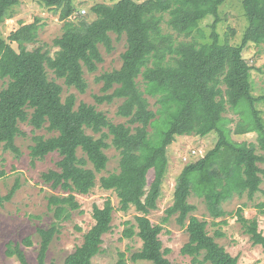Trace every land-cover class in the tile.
Wrapping results in <instances>:
<instances>
[{
    "label": "trees",
    "instance_id": "1",
    "mask_svg": "<svg viewBox=\"0 0 264 264\" xmlns=\"http://www.w3.org/2000/svg\"><path fill=\"white\" fill-rule=\"evenodd\" d=\"M20 1L0 0V25L13 17ZM37 2L64 22L62 36L54 41L58 48L54 56L41 48L27 47L38 38L39 20L22 25L9 36L17 49L0 34V80L6 82L0 92V146L18 156L20 123H27L34 131L45 128L56 133L48 138L34 136L31 158L43 160L52 153L60 156L58 170L42 174L43 183L54 192L47 201L55 221L49 228H37L41 238L37 264H58L47 263L49 247L60 233L62 222L81 209L76 195L90 194L97 185V176L106 171L109 158L105 151L111 147L120 152L119 170L102 176L99 182L104 190L116 194L119 207L115 208L111 199L101 207H93L94 226L63 264H92L93 257L101 252L104 235L112 229L113 213L128 212L131 207L140 215L135 217L136 225L125 222L123 237H137L142 242L131 260L171 264L160 238L164 227L148 217L158 207L168 174V148L178 137L204 138L212 132L219 136L218 143L206 156L184 167L177 178L174 203L166 210L162 223L176 216L189 234L181 253L194 261L202 256V263L240 264L216 241L222 232L210 236L208 223L192 214L196 206L189 198L195 194L206 202L216 226V220L227 215L223 204L234 195H247L252 200L260 192L264 119L256 103L264 97L253 95L252 67L243 52L250 43L260 45L264 41V0H242L249 25L240 46L221 42L216 32L220 8L227 0H118L114 5L92 6L96 16L92 22L82 17L72 19L77 12L73 0ZM207 16L214 19L209 42H176L173 35L164 33L163 24L179 35L191 37L196 31L201 34L200 22ZM112 34L117 40L126 37L127 49L120 69L97 77L102 94L94 99L100 105L121 101L116 114L127 122L119 124L95 105L81 102L77 106L74 94L63 99V87L50 80L47 73L49 68L66 86L86 93L85 72L95 73L104 62L101 47L107 53L113 52ZM200 39H205L203 33ZM149 98L156 99V110L151 109ZM228 107L240 116L234 134L254 133L257 144L231 138L227 128L230 120L224 117ZM258 147L262 155L257 154ZM151 169L157 170L156 180L146 190L143 179ZM19 188L16 184L6 196H0V208L12 201ZM257 206L264 214V202ZM237 220L264 251V233L258 219L245 217L239 208ZM24 243L31 246V238ZM7 255L17 256L19 264H30L19 244L9 243ZM119 256V264H127L125 255Z\"/></svg>",
    "mask_w": 264,
    "mask_h": 264
},
{
    "label": "rangeland",
    "instance_id": "2",
    "mask_svg": "<svg viewBox=\"0 0 264 264\" xmlns=\"http://www.w3.org/2000/svg\"><path fill=\"white\" fill-rule=\"evenodd\" d=\"M137 3H143L147 0H133ZM118 0H73L77 12L72 19L86 18L89 22L95 20L96 16L91 12V7L95 4L114 5ZM85 12V13H83ZM220 22L216 26V32L220 41L229 43L233 46H240L242 39L249 25L247 17L244 15L242 0H227L220 8ZM35 20L40 21V29L36 42L28 44L29 50L41 48L54 56L58 48L54 41L60 38L64 31V22L59 20L51 10L42 6L37 0H21L18 7L15 8L12 18H7L0 25V34L14 48L18 45L9 41V36L21 28L22 25L31 24ZM212 16H207L200 22L201 34L196 31L191 37L179 35L172 31L166 24H163L164 33L173 35V41L190 42L197 40L201 43L209 42L212 33ZM202 33L205 39H200ZM114 44L112 53H107L104 47L101 52L104 62L99 65L95 73L85 72V78L88 82L86 93H79L75 88H69L64 80L57 79L54 73L47 68L50 80L56 81L63 87L62 97L74 94L77 106L81 103L95 105L99 111H103L113 123H126L127 119L119 117L116 112L121 101L115 100L112 104H97L94 96L101 95L102 83L97 81V77L105 72L120 69L122 67V54L127 49L126 37L117 40L116 35H111ZM243 57L252 67L253 95L256 98L264 97V41L260 45L249 44L243 52ZM141 88H143L142 78L138 79ZM6 87V82L0 80V92ZM151 109L156 110V99L149 98ZM264 119V99L256 103ZM224 117L229 121L228 129L231 130V138L236 142H248L257 144V135L254 133L246 135H236L234 130L240 120V116L230 107L227 108ZM21 134L16 138V145L21 153L17 156L10 151H4L0 146V196H6L9 191L19 184L20 188L16 191L12 201L6 203L0 208V264H19L17 256L7 255V246L9 243L19 244L24 251L27 262L30 264L38 263V253L40 250L41 238L37 233L38 227L49 228L55 221L53 213L48 209L47 198L54 192L42 181V174L50 170H58L60 156L57 153L48 155L43 160H33L30 156V147L33 145V138L36 135H43L46 138L56 135L48 132L45 128L34 131L33 127L27 123H20ZM151 131V128L149 129ZM88 134L92 132L88 131ZM98 137V136H97ZM219 136L212 132L204 138L198 136L178 137L176 141L168 148L169 170L162 184L161 197L157 202V209L152 210L149 219L158 225L164 227L160 238L163 242V250L166 251V258L171 264H210L202 263L203 257L196 261L194 258L181 253L183 246L189 241V234L185 227L178 224L176 216L170 217L167 223H162L166 217V210L174 203V192L177 178L188 164L198 161L212 151L218 143ZM109 158L106 171L97 176V185L90 194L76 195L77 201L81 204L79 211L72 212L69 220L62 222L60 233L53 239L46 257L47 263L56 262L63 264L65 259L72 254L77 247L81 246L84 235L94 226L93 207L95 205L103 206L107 199H111L115 208L119 207V199L112 191H106L100 186L99 179L102 176H108L110 173H116L119 170L121 155L114 147L105 151ZM257 154L263 152L257 148ZM82 156L83 152L78 151ZM259 167L264 171V162L259 163ZM157 170L151 169L144 176L146 190L156 180ZM260 192L250 200L247 195L234 197L223 204V209L227 213L213 225L214 219L211 217L206 202L192 194L189 202L196 206L192 214L208 223L207 230L210 236H215L217 231L222 232V236L216 238V241L223 246L233 257H237L240 264H264V251L262 247L257 246L251 240V237L245 233L242 225L237 220V211L242 208L243 214L247 218H257L260 230L264 233V214L258 208V204L264 202V173ZM140 215L135 207H131L128 212L115 211L113 213L112 229L104 235L101 252L93 257L92 264H119L120 253L125 255L127 264H152L146 261L133 262L132 254L137 252L142 242L134 237L127 239L123 237V231L126 228L125 222L129 221L131 225H136L135 217ZM225 222V223H223ZM30 237L31 246H26L24 240Z\"/></svg>",
    "mask_w": 264,
    "mask_h": 264
},
{
    "label": "built area",
    "instance_id": "3",
    "mask_svg": "<svg viewBox=\"0 0 264 264\" xmlns=\"http://www.w3.org/2000/svg\"><path fill=\"white\" fill-rule=\"evenodd\" d=\"M83 13H85V12H83Z\"/></svg>",
    "mask_w": 264,
    "mask_h": 264
}]
</instances>
